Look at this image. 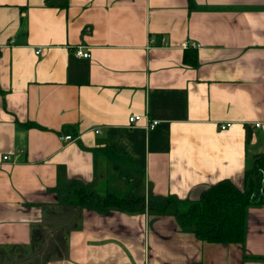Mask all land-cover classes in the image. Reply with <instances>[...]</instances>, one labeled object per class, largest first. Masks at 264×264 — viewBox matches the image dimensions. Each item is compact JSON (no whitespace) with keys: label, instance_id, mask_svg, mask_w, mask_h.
Returning <instances> with one entry per match:
<instances>
[{"label":"crops","instance_id":"obj_1","mask_svg":"<svg viewBox=\"0 0 264 264\" xmlns=\"http://www.w3.org/2000/svg\"><path fill=\"white\" fill-rule=\"evenodd\" d=\"M255 164L241 244L181 226ZM109 180L144 208L68 201ZM0 264H264V0H0Z\"/></svg>","mask_w":264,"mask_h":264},{"label":"trees","instance_id":"obj_2","mask_svg":"<svg viewBox=\"0 0 264 264\" xmlns=\"http://www.w3.org/2000/svg\"><path fill=\"white\" fill-rule=\"evenodd\" d=\"M196 62V58L192 61ZM121 177L128 174L119 169ZM248 189H240L229 179H222L206 188L198 199L176 206L175 215L184 228H191L197 239L219 243H242L244 239V218L247 205L261 202V166L246 173ZM133 185V184H132ZM127 193L117 196L113 193L100 195L84 186L73 187L68 201L77 206H92L98 209L119 207L127 210L144 208V197L134 195L133 186ZM164 209L161 208L160 211Z\"/></svg>","mask_w":264,"mask_h":264},{"label":"built area","instance_id":"obj_3","mask_svg":"<svg viewBox=\"0 0 264 264\" xmlns=\"http://www.w3.org/2000/svg\"><path fill=\"white\" fill-rule=\"evenodd\" d=\"M162 42H164V40L162 39ZM189 43L188 42H184L183 45L184 46H187ZM195 46H198L199 44H193ZM36 52H38V50H36ZM76 54L77 55H82V56H88V53L87 52H84L80 49H77L76 50ZM145 117V124H144V127L146 129H150L152 127H154L157 123H158V120L156 118H153V119H150L147 117V115L144 116ZM141 118V115L140 114H131L129 117H128V122L130 125H133L136 123L137 120H139ZM231 123L230 122H222L219 124V127L221 129H224L226 127H228ZM259 122H256L255 125H258ZM95 132H99V129H95ZM59 138L61 140H64V141H67V140H70L72 139V136L70 134H62L59 136ZM8 156L7 155H4L3 156V159H6Z\"/></svg>","mask_w":264,"mask_h":264},{"label":"rangeland","instance_id":"obj_4","mask_svg":"<svg viewBox=\"0 0 264 264\" xmlns=\"http://www.w3.org/2000/svg\"><path fill=\"white\" fill-rule=\"evenodd\" d=\"M120 178H121V180L127 182V181L125 180L124 177H120ZM116 180H117V179H114V181H116ZM121 180H119V181H121ZM108 182H109V183H108L109 186H106V185H105V187H109V188H108V191H111V192L115 193V195H117V196H122V195H124V190H125L126 185H125V186H122V185H120V183H119V186H118V184L113 185V184L110 182V180H109ZM100 186H101V185H100ZM102 193H104V192H102ZM150 203H151V202H150ZM179 206H182V205L180 204ZM55 225H58V224H55ZM44 259H46V255H44Z\"/></svg>","mask_w":264,"mask_h":264}]
</instances>
